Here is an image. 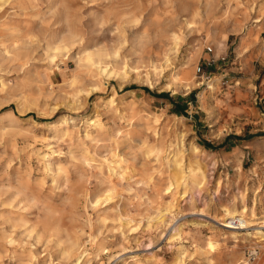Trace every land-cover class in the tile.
<instances>
[{
    "label": "rangeland",
    "instance_id": "rangeland-1",
    "mask_svg": "<svg viewBox=\"0 0 264 264\" xmlns=\"http://www.w3.org/2000/svg\"><path fill=\"white\" fill-rule=\"evenodd\" d=\"M263 111L264 0H0V264H264Z\"/></svg>",
    "mask_w": 264,
    "mask_h": 264
},
{
    "label": "trees",
    "instance_id": "trees-1",
    "mask_svg": "<svg viewBox=\"0 0 264 264\" xmlns=\"http://www.w3.org/2000/svg\"><path fill=\"white\" fill-rule=\"evenodd\" d=\"M138 87V85L136 84H131L130 86H128V88H135ZM147 91H149L150 93H152L153 95L156 96H166L169 97L171 99V101H175V98L170 94V92L168 91H162V92H155L153 90H151V88H149L148 86H143ZM192 99H194V92H192L191 94ZM179 99L177 101H175V106L173 108L174 112L180 113V114H187V108L189 106V101H181L182 96L179 95L178 96ZM238 138L242 139L243 136H237Z\"/></svg>",
    "mask_w": 264,
    "mask_h": 264
},
{
    "label": "built area",
    "instance_id": "built-area-1",
    "mask_svg": "<svg viewBox=\"0 0 264 264\" xmlns=\"http://www.w3.org/2000/svg\"><path fill=\"white\" fill-rule=\"evenodd\" d=\"M212 49V47H209V50H211ZM196 71L197 72H201V73H205V71H204V69H203V67H202V65L201 64H198L197 65V68H196ZM210 74V73H209ZM231 219V222L233 223V224H237L238 223V217H232V218H230Z\"/></svg>",
    "mask_w": 264,
    "mask_h": 264
},
{
    "label": "crops",
    "instance_id": "crops-1",
    "mask_svg": "<svg viewBox=\"0 0 264 264\" xmlns=\"http://www.w3.org/2000/svg\"><path fill=\"white\" fill-rule=\"evenodd\" d=\"M251 111H252V112H256L257 110H256L255 107H251ZM263 114H264V111H263Z\"/></svg>",
    "mask_w": 264,
    "mask_h": 264
},
{
    "label": "bare ground",
    "instance_id": "bare-ground-1",
    "mask_svg": "<svg viewBox=\"0 0 264 264\" xmlns=\"http://www.w3.org/2000/svg\"><path fill=\"white\" fill-rule=\"evenodd\" d=\"M98 125V124H97ZM114 162V161H113Z\"/></svg>",
    "mask_w": 264,
    "mask_h": 264
}]
</instances>
